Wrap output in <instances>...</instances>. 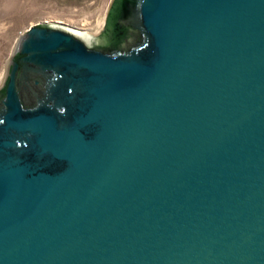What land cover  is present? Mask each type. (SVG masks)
<instances>
[{"label": "water", "instance_id": "95a60500", "mask_svg": "<svg viewBox=\"0 0 264 264\" xmlns=\"http://www.w3.org/2000/svg\"><path fill=\"white\" fill-rule=\"evenodd\" d=\"M0 264H264V0H112L98 35L23 32Z\"/></svg>", "mask_w": 264, "mask_h": 264}, {"label": "rangeland", "instance_id": "374dc122", "mask_svg": "<svg viewBox=\"0 0 264 264\" xmlns=\"http://www.w3.org/2000/svg\"><path fill=\"white\" fill-rule=\"evenodd\" d=\"M111 2L112 0H0V84L3 83L19 36L30 26L56 23L98 35L105 25Z\"/></svg>", "mask_w": 264, "mask_h": 264}, {"label": "bare ground", "instance_id": "6f19581e", "mask_svg": "<svg viewBox=\"0 0 264 264\" xmlns=\"http://www.w3.org/2000/svg\"><path fill=\"white\" fill-rule=\"evenodd\" d=\"M104 23V22H103ZM1 85V84H0Z\"/></svg>", "mask_w": 264, "mask_h": 264}]
</instances>
